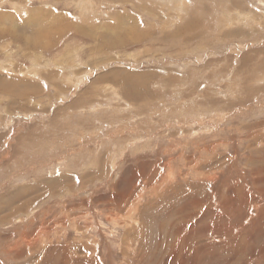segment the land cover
Here are the masks:
<instances>
[{
  "label": "rangeland",
  "instance_id": "1",
  "mask_svg": "<svg viewBox=\"0 0 264 264\" xmlns=\"http://www.w3.org/2000/svg\"><path fill=\"white\" fill-rule=\"evenodd\" d=\"M0 264H264V0H0Z\"/></svg>",
  "mask_w": 264,
  "mask_h": 264
},
{
  "label": "bare ground",
  "instance_id": "2",
  "mask_svg": "<svg viewBox=\"0 0 264 264\" xmlns=\"http://www.w3.org/2000/svg\"><path fill=\"white\" fill-rule=\"evenodd\" d=\"M143 176V175H142Z\"/></svg>",
  "mask_w": 264,
  "mask_h": 264
}]
</instances>
